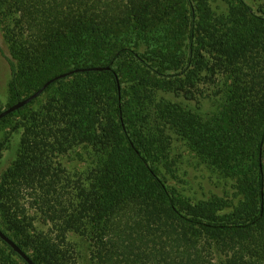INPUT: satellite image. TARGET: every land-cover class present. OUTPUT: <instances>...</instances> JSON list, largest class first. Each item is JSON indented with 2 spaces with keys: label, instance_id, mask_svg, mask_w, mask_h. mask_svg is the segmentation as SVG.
I'll use <instances>...</instances> for the list:
<instances>
[{
  "label": "trees",
  "instance_id": "obj_1",
  "mask_svg": "<svg viewBox=\"0 0 264 264\" xmlns=\"http://www.w3.org/2000/svg\"><path fill=\"white\" fill-rule=\"evenodd\" d=\"M174 11L185 17L186 45L181 60L162 68L140 51L141 36ZM0 25L7 107L60 73L84 69L50 83L37 108L38 97L0 119L21 116L16 158L0 179V218L13 235L0 229L34 263L79 264L69 239L77 234L88 264H264L262 12L246 0H0ZM201 52L203 85L223 91L227 126L208 121L202 133L221 137L211 154L232 180L229 200L180 193L160 153L133 132L122 94L123 57L185 77ZM75 148L89 150L78 154L87 163L69 173L60 159ZM28 210L47 229L36 228ZM14 258L27 264L0 239V264Z\"/></svg>",
  "mask_w": 264,
  "mask_h": 264
},
{
  "label": "rangeland",
  "instance_id": "obj_2",
  "mask_svg": "<svg viewBox=\"0 0 264 264\" xmlns=\"http://www.w3.org/2000/svg\"><path fill=\"white\" fill-rule=\"evenodd\" d=\"M246 1L255 11L264 14V0ZM182 12L174 11L173 17L159 18L151 26V31H145L141 36L143 47L140 51L156 60L162 68L183 57L186 28ZM8 54L0 25V111L7 108L8 103ZM207 59L206 54L199 53L196 68H192L185 77L178 75L175 69H165L168 76L157 75L131 58L123 57L118 62L122 72V94L127 104V117L133 123V132L145 139L147 147L160 153L159 161L169 172L172 184L192 201L213 197L229 200L234 195L232 180L217 171L219 161L211 154V151L221 145V137L207 140L206 134L202 133L205 128L203 126L208 125L205 124L208 121L221 128L228 123L226 117L222 119V89L219 86L212 89L203 85L205 76L201 72L206 67ZM198 70L196 74L194 71ZM182 92H187V95H182ZM45 97L46 95L38 97L31 108H37ZM20 117L15 114L0 122V179L16 158L19 142L17 124ZM182 125L188 126L186 132ZM84 151L89 150L75 148L68 156L60 159L69 173L79 170L87 163L85 156L78 155ZM26 214L34 219L33 225L36 228L47 229L48 225L41 224L38 215L32 210H28ZM0 225L7 231L1 218ZM7 232L13 235L12 232ZM69 239L74 243L79 264H88L86 240L77 234H69ZM14 261L16 264H23L17 258Z\"/></svg>",
  "mask_w": 264,
  "mask_h": 264
},
{
  "label": "water",
  "instance_id": "obj_3",
  "mask_svg": "<svg viewBox=\"0 0 264 264\" xmlns=\"http://www.w3.org/2000/svg\"><path fill=\"white\" fill-rule=\"evenodd\" d=\"M92 69H94V70L109 69V66H104V67L103 66H96V67H94ZM83 70L84 69H82V68L73 69V70H70V71H67V72L60 73V74L54 76L53 78H50L40 88H38L35 92L30 94L29 96H26V97L18 100L14 104H12L9 107L5 108L4 110L0 111V119L4 118L10 112L15 111V110L23 107L24 105L30 103L32 100L37 98L44 91V89L50 83H52L54 80L66 77V76H68V75H70L72 73L80 72V71H83ZM0 239L2 241H4L6 244H8L12 248V250L14 252H16L27 264H36L29 257V255L24 250H22V248H20L18 246V244L12 238H10L8 235H6L1 229H0Z\"/></svg>",
  "mask_w": 264,
  "mask_h": 264
}]
</instances>
